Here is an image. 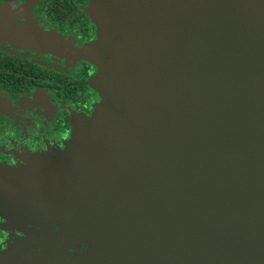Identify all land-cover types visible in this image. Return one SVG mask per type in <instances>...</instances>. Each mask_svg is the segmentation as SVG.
<instances>
[{"label":"water","instance_id":"1","mask_svg":"<svg viewBox=\"0 0 264 264\" xmlns=\"http://www.w3.org/2000/svg\"><path fill=\"white\" fill-rule=\"evenodd\" d=\"M97 4L127 116L81 121L56 171L0 170L2 215L78 249L48 236L0 264H264V0Z\"/></svg>","mask_w":264,"mask_h":264},{"label":"flooded vegetation","instance_id":"2","mask_svg":"<svg viewBox=\"0 0 264 264\" xmlns=\"http://www.w3.org/2000/svg\"><path fill=\"white\" fill-rule=\"evenodd\" d=\"M97 2L0 0V170L56 171L77 155L81 121L100 110L127 116L126 89L112 85L132 77L108 48L122 35ZM68 232L20 224L0 210L1 252H42L50 236L60 242L51 251L76 253L62 245Z\"/></svg>","mask_w":264,"mask_h":264},{"label":"rangeland","instance_id":"3","mask_svg":"<svg viewBox=\"0 0 264 264\" xmlns=\"http://www.w3.org/2000/svg\"><path fill=\"white\" fill-rule=\"evenodd\" d=\"M259 128L261 127V123L259 124V126H258ZM256 137V136H255Z\"/></svg>","mask_w":264,"mask_h":264}]
</instances>
